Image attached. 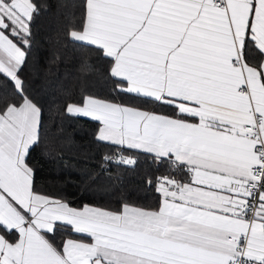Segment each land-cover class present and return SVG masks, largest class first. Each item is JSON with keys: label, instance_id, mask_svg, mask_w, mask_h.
<instances>
[{"label": "snow or ice", "instance_id": "snow-or-ice-1", "mask_svg": "<svg viewBox=\"0 0 264 264\" xmlns=\"http://www.w3.org/2000/svg\"><path fill=\"white\" fill-rule=\"evenodd\" d=\"M38 12L0 0V264H264V0H84L69 35L105 59L107 94L65 112L98 123L107 163L151 157L154 209L34 190L43 110L23 72Z\"/></svg>", "mask_w": 264, "mask_h": 264}, {"label": "trees", "instance_id": "trees-1", "mask_svg": "<svg viewBox=\"0 0 264 264\" xmlns=\"http://www.w3.org/2000/svg\"><path fill=\"white\" fill-rule=\"evenodd\" d=\"M35 2L39 12L31 25V47L23 72L43 110L41 139L28 157L34 190L77 209L117 210L123 202L157 208L160 196L145 183L147 176L159 174L151 157L126 152L136 159L135 166L107 163L104 157L113 155L115 149L96 139L98 123L65 112L67 104L79 103L85 95L107 94L102 79L105 59L94 47L73 41L69 35L81 29L84 0Z\"/></svg>", "mask_w": 264, "mask_h": 264}, {"label": "crops", "instance_id": "crops-1", "mask_svg": "<svg viewBox=\"0 0 264 264\" xmlns=\"http://www.w3.org/2000/svg\"><path fill=\"white\" fill-rule=\"evenodd\" d=\"M71 38V37H70ZM71 40H73L72 38H71ZM74 41V40H73ZM86 118H88V117H86ZM91 119V118H90ZM85 207V206H84ZM91 207V206H90ZM82 209V208H81ZM76 238V237H75ZM78 238V237H77Z\"/></svg>", "mask_w": 264, "mask_h": 264}]
</instances>
